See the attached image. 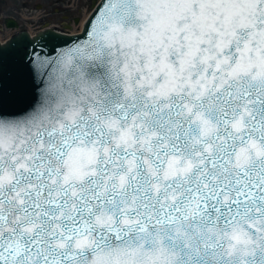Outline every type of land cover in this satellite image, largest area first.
<instances>
[{
    "label": "snow or ice",
    "instance_id": "snow-or-ice-1",
    "mask_svg": "<svg viewBox=\"0 0 264 264\" xmlns=\"http://www.w3.org/2000/svg\"><path fill=\"white\" fill-rule=\"evenodd\" d=\"M82 33L0 46V264H264V0Z\"/></svg>",
    "mask_w": 264,
    "mask_h": 264
},
{
    "label": "flooded vegetation",
    "instance_id": "flooded-vegetation-1",
    "mask_svg": "<svg viewBox=\"0 0 264 264\" xmlns=\"http://www.w3.org/2000/svg\"><path fill=\"white\" fill-rule=\"evenodd\" d=\"M50 1L53 4L56 3L69 9L75 6L82 8L86 4L83 3V0H77L75 3L74 1H69L70 3L68 4V0H0V40L7 41L22 31L37 33L50 27L65 31L69 30L70 26L68 23L63 22L62 25H57L49 22L51 15L47 13L46 2L50 5ZM62 17L69 21H75L74 19H76L77 22L80 19L78 17H72V13H65ZM8 21L12 22L11 25H9ZM10 30H12L11 33L9 32ZM3 33L8 35L4 40L1 38Z\"/></svg>",
    "mask_w": 264,
    "mask_h": 264
},
{
    "label": "rangeland",
    "instance_id": "rangeland-1",
    "mask_svg": "<svg viewBox=\"0 0 264 264\" xmlns=\"http://www.w3.org/2000/svg\"><path fill=\"white\" fill-rule=\"evenodd\" d=\"M69 1L73 2L74 3L77 1V0H68L67 4L70 3ZM83 3H86L84 7L82 8H77L76 6L73 7L72 9L70 8H67V7H64V6H61L59 4H56V3H52L50 1V5L46 2V10H47V13H49L51 15V20L49 22L51 23H55L57 25H62V23H68V25L70 26L69 30L72 31V32H78L80 31L81 29V23H82V20L84 18H86V16H88L91 11L93 10V5L95 3V0H83ZM59 5V6H58ZM58 8V10H56ZM56 10V11H55ZM65 13H72V17H78L79 21L77 22L76 19H74L75 21L71 20L69 21L68 19L65 20L62 15L65 14ZM53 16V18H52ZM10 33L12 32V30L9 31ZM8 35H6L5 33H3V36H1V38L4 40V38H6Z\"/></svg>",
    "mask_w": 264,
    "mask_h": 264
},
{
    "label": "water",
    "instance_id": "water-1",
    "mask_svg": "<svg viewBox=\"0 0 264 264\" xmlns=\"http://www.w3.org/2000/svg\"><path fill=\"white\" fill-rule=\"evenodd\" d=\"M93 12V11H92ZM91 12V14H92ZM90 14V15H91ZM90 15L87 17V19L90 17ZM86 19V20H87ZM85 26V23L83 25V28ZM44 33H48L49 36L51 37L52 35H55L57 37H60V39H57V40H54L52 42V45H55L57 50H60L63 46H64V41L65 39L68 40V46H71L72 44V39L74 37H76L77 35H82V31L81 32H77V33H68V32H63V31H60V30H57L55 28H47L45 30H42L38 33H36L35 35H31L29 32L27 31H22V32H19L17 34H15L14 36H12L8 41H6L5 43H2L0 41V46H3V45H6L8 44L10 41H13L14 38H15V43H23L25 42V38L27 40H31L35 37H37L38 35L40 34H44ZM52 45H49V47H51ZM45 51H47V49H45ZM24 74L26 75V70L24 71Z\"/></svg>",
    "mask_w": 264,
    "mask_h": 264
},
{
    "label": "bare ground",
    "instance_id": "bare-ground-1",
    "mask_svg": "<svg viewBox=\"0 0 264 264\" xmlns=\"http://www.w3.org/2000/svg\"><path fill=\"white\" fill-rule=\"evenodd\" d=\"M87 17V16H86ZM85 20H86V18H84L83 20H82V23H81V27H83V25H84V23H85ZM82 29V28H81Z\"/></svg>",
    "mask_w": 264,
    "mask_h": 264
}]
</instances>
